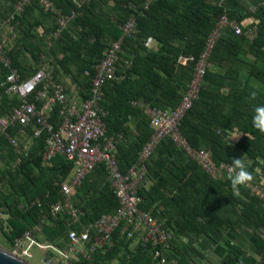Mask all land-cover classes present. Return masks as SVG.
<instances>
[{
  "label": "trees",
  "instance_id": "trees-1",
  "mask_svg": "<svg viewBox=\"0 0 264 264\" xmlns=\"http://www.w3.org/2000/svg\"><path fill=\"white\" fill-rule=\"evenodd\" d=\"M54 1L65 11L74 6L72 0ZM110 1L113 2L112 6ZM143 1L93 0L80 8L76 18L67 24L74 23V26L79 29L80 38L72 39L66 25L61 29L62 40L60 41V37L53 42L54 45L67 50L66 54L61 56L60 62L72 64L80 60L81 66L87 65L80 76L82 80L77 81L83 88L81 97L86 98L89 85L85 71L93 69L94 63L100 59L104 50L121 34L116 22H112L111 25L116 34L109 42H105V31L96 23L95 8L99 6L107 12L112 10L116 20L121 23L130 15H134L137 19L139 31L136 38L125 40L123 45L124 48L134 51L131 65L127 68L119 65L118 72L124 74L123 78L109 80L103 87L102 104L107 110V134L122 135L116 142V154L123 170L128 169L136 161L140 149L154 130H151L147 137L141 135L137 139L130 138L125 122L130 115L139 113L141 117V114L145 112L142 106L133 104L132 101L142 100L165 108L175 106L181 99L180 89L187 88L193 72V62L183 63L181 56L199 54L217 17L225 10L223 5L219 4V0L216 2L173 0L172 5H166L167 0H155L147 9L143 8ZM128 2H134L136 9L129 8ZM11 5L8 0H0V24L2 25L0 41H3L4 52L10 57L12 66L18 68L23 79H27L40 69L29 75L25 74L22 64L29 60L26 58V51L30 50L33 53L34 50L39 49L38 40L47 38V33L54 30L58 23L56 14L52 11H44L48 16L46 18L39 11V4L36 1L29 3L20 13H17L14 7L16 16H12L14 17L12 22L17 25L20 33L15 42H7V38H4L6 21L2 18L11 11ZM225 11L229 17L240 21L244 29L256 24L257 33L253 39H250L245 33L237 34L230 28L222 32L212 50L210 57L212 66L207 70L199 97L183 116L179 128L192 146L209 149L215 162L232 163L233 158H241L254 175L252 182L264 185V134L256 130L251 122L253 106L264 104V5L254 12L245 11L238 16ZM168 13L172 16L170 17ZM40 25L44 27L41 33L37 30ZM189 27H194L193 37L191 36L182 46L172 44L173 41L180 40ZM148 36H152L154 42L158 41L159 46L143 45L141 41ZM140 45L145 50L142 55L139 54ZM53 50L57 51V48ZM32 56L34 62H38L42 60V57L46 58L49 55L34 53ZM48 71L56 80L62 82L67 90L62 76H58L53 70ZM7 73L8 69L0 63V96L4 95L7 102L6 105L0 104V116L11 112L19 104V97L6 91ZM251 91L257 92L255 100L249 98ZM41 103L39 101L40 105ZM51 116L56 123L60 121L58 103L53 105ZM141 122L146 123L145 119ZM9 131L19 136L21 142L22 136L31 137L32 144L37 148L36 163L50 165L42 176L35 175L24 160L26 155H21L20 167L14 175V190L0 197V207H6L10 215L8 218L10 231L6 238L10 242L11 249L16 237L26 229H33L35 225L41 223L43 211L47 212V219L42 223L41 229L49 221V215L62 216L65 219V239L55 243L64 246L67 242L69 218L66 214L52 215L49 213L47 204L57 199V182L68 179L72 173L73 163L61 154L44 160L42 154L45 149V136L33 138L30 125H17ZM233 131L241 134L234 145L229 141V135ZM3 140L9 143L4 135H0V142ZM9 145L18 159V153L10 143ZM98 168L105 171L103 167ZM105 174L107 175L106 171ZM90 175L91 173L82 180L73 197L78 196L81 190L83 191ZM148 176L154 178L156 183L149 193L144 191L145 182L140 187L139 192L143 198L140 208L151 210L156 217L159 215L167 217L166 228L172 232L167 258L171 255L176 258L178 264H191L193 261L191 240L195 235L205 233L216 239L218 237L216 231L223 225L229 228L240 225L250 227L264 225V206L260 203L262 201L250 192L248 186L240 188L239 196L233 195L226 174L224 178L209 176L169 137L164 138L149 157L146 179ZM11 196L15 197L12 200L13 204L10 203ZM35 198H40L42 204L31 206L26 210L18 207L20 202ZM158 199L164 203V208L153 206ZM228 201H231L234 207L240 204V210L235 211L231 208V212H225L224 207ZM76 205L85 212L82 217L84 222H90L103 213L112 212L118 205V199L107 176L100 192L91 198L87 205ZM199 216L205 219L204 223L199 221ZM59 223L62 224L61 221ZM36 231L33 230L34 236L38 239ZM180 236L188 237L189 244L186 242L188 245L181 247L184 244L176 242ZM119 237L121 234L118 228L113 232L112 240H117ZM139 244L147 250L146 258H149L153 264L157 263L151 243L139 240ZM257 246L264 249L262 233L257 240ZM230 253L234 255L231 257L227 254L223 259L224 264H236L243 254L239 246ZM73 264H99V261L93 257L91 261L80 259Z\"/></svg>",
  "mask_w": 264,
  "mask_h": 264
},
{
  "label": "built area",
  "instance_id": "built-area-1",
  "mask_svg": "<svg viewBox=\"0 0 264 264\" xmlns=\"http://www.w3.org/2000/svg\"><path fill=\"white\" fill-rule=\"evenodd\" d=\"M33 1L56 14L57 30L60 31L76 18L80 8L93 0H72L74 6L68 11L57 5L54 0H17L15 11L22 12ZM154 1L144 0L143 8L147 9ZM224 1L226 0H219V4L223 5ZM128 7L136 9L133 3H128ZM249 10L255 11L253 7ZM1 28L0 24V31ZM226 28L234 30L237 34L245 33L250 39L257 33L256 24L244 29L240 21L229 17L225 10L222 11L207 34L199 54L181 56L183 63L193 62V72L179 102L173 107L165 108L142 100L132 101L133 104L142 106L148 116L157 120V124L140 149L136 161L126 170L121 168L116 154V142L122 135L107 134V110L102 101L104 84L109 80H120L124 76L118 72V66L127 68L132 63L134 51L124 48L123 45L125 40H134L137 36L139 28L135 16L130 15L121 23L120 36L104 50L100 59L94 63L93 69L85 71L89 85L86 98L70 94L64 84L45 69H40L31 77L23 79L18 68L12 66L10 57L4 52L3 41H0V63L8 69L6 91L19 97V104L12 111L0 116V135H4L18 153L19 162L21 155L26 153V146L22 144L20 137L9 129L17 125H30L33 138L45 136V149L42 154L44 160L61 154L73 163L69 178L57 182V199L47 204L52 215L66 214L69 218L66 244L60 246L41 243L34 236L33 230H40L42 223L47 219V212L43 211L41 223L33 229H26L14 239L11 250L15 254L25 259L31 257L30 248L37 245L42 249H50L55 254V259L50 257L54 261L53 264H73L80 259L91 261L98 250L112 241L113 232L119 228L121 236L137 237L142 242L151 243L157 264H168L167 251L170 249L172 232L163 226L151 210L140 208L143 198L139 190L146 179L149 157L166 137L171 138L189 158L196 161L213 178L226 174L227 166L231 165L226 161L215 162L209 149L192 146L179 128L183 116L199 97L207 70L212 65V50ZM153 41L154 38L148 36L143 43L150 46ZM39 101L42 102L41 105ZM56 103L59 105L61 118L57 123L51 116V110ZM98 167L105 169L118 205L112 212L103 213L90 222H84L82 217L85 212L74 203L73 195L82 180ZM248 187L250 192L264 203V185L251 182ZM41 204V199L35 198L20 202L18 207L26 210ZM261 233L264 235V228H261Z\"/></svg>",
  "mask_w": 264,
  "mask_h": 264
},
{
  "label": "rangeland",
  "instance_id": "rangeland-1",
  "mask_svg": "<svg viewBox=\"0 0 264 264\" xmlns=\"http://www.w3.org/2000/svg\"><path fill=\"white\" fill-rule=\"evenodd\" d=\"M8 1L9 5L10 3L12 4V7L6 17L2 18L6 21L4 25V33L7 38V42H15L20 33V30L17 29V25L12 22V19L16 16L13 10L17 1ZM39 11L42 12L46 18L48 17L45 13L48 11L40 5ZM13 15L14 17H12ZM57 26L58 25L56 24V28L47 33V38H40L38 40L39 49L34 50L33 53L30 50L26 51V58L29 60L28 62H24L22 64V70L26 75L34 73L38 69L53 70L58 76H67L76 82L78 80L81 81L82 78L80 76L87 67L86 64L81 66L82 63L80 60H76V62H72V64H66L59 61L61 56L66 54L67 50L53 44L56 38L61 37L60 41L62 40V30L58 31ZM38 28L39 27H37V30ZM38 31L39 33L43 32L40 30ZM53 48H57V51H54ZM34 53L46 54L49 55L50 58L49 56L48 58L42 57L41 61L34 62L32 56ZM52 55L58 57L52 59ZM1 103L5 105L7 104L4 95L0 96V104ZM22 142L23 145L26 146L25 162H27V164L32 168L35 175L42 176L46 170L49 169L50 165L46 163H36L35 155L37 154V148L34 147V144H32V139H30L27 135H24L22 136ZM19 167L20 163L12 153L9 143L6 140L0 142V197L3 194L13 192V183L15 180L14 175ZM219 178H224V174L220 175ZM14 198L15 197L13 196L10 197L11 204H13L12 200ZM231 201H228L225 205V212H231V208L232 210L234 209L236 211L237 209L239 211L241 205L238 204V207H234V204H232ZM260 203L264 206L263 202ZM9 216L10 215L8 214L6 207H0V226H2L0 228V242L7 243V249L11 250L10 242L6 238L10 231L8 223ZM162 217L165 218L163 219L164 222H167V218L165 216ZM198 218L200 222H205L203 217L199 216ZM158 220L163 223L159 217ZM59 221H61L62 224L59 223ZM64 222L65 219L62 216L51 217V215H49V221L47 224L42 229L36 231L39 242L55 244L56 242L64 240L66 231ZM261 228H264V225L260 227L240 225L230 228L223 225L220 226L218 231H216L218 235L216 239L205 233L195 235L191 240V253L194 257L191 264H224V257L227 254H230L229 256L232 257L234 253L230 252L231 250L235 251L236 246H239L243 252L236 264H264V249H260L257 246V240L261 237ZM252 237H255L256 239H253ZM180 240V244H184L181 247L189 244H187V241H184L183 239ZM30 251L32 256L27 257L26 259L33 264H40L45 255L51 257L52 259L56 258L55 254L50 249H42L37 245L31 246ZM146 255L148 256V252L143 246H141V244H139V239L137 237L126 238L121 236L117 240L113 239L108 245L103 246L94 258L98 259L99 264H153L150 262L149 258H146ZM174 259L176 260V258L171 257V255L168 256V264H177L178 262Z\"/></svg>",
  "mask_w": 264,
  "mask_h": 264
},
{
  "label": "crops",
  "instance_id": "crops-1",
  "mask_svg": "<svg viewBox=\"0 0 264 264\" xmlns=\"http://www.w3.org/2000/svg\"><path fill=\"white\" fill-rule=\"evenodd\" d=\"M208 1L209 2H216L217 0H208ZM166 2H167L166 5H172L173 4V0H167ZM128 3L135 4L134 2H128ZM112 4H113V2L110 1V6H112ZM262 5H264V0H226V1H224L223 7L225 10L230 11L232 14L238 16V15L243 14L245 11L252 12L249 10L250 7H253L256 10L257 8H259ZM104 10L98 6V8H95L94 14H95V16H97L96 23L98 25H100L102 27V29L105 31L104 41L109 42L110 39L113 38V35L116 34L111 23L116 22V26L118 27V29H120L121 22H118L116 20L115 13L112 10H108V12L104 11ZM168 15L170 17L172 16L170 13H168ZM38 27H39L38 30L44 31V27L42 25H40ZM67 29H68L70 35L72 36V39H79L80 38L79 29L76 26H74V23L67 25ZM193 30H194V27L193 28L189 27L187 29V32L183 35V37H181L180 40L173 41L172 44L182 46L188 39H190L191 36L193 37V35H192ZM4 38L6 39V37H4ZM143 41H141V43L143 45H145L143 43ZM159 44L160 43L158 41L152 42V45L155 47H158ZM144 53H145V50L140 45L139 54L142 55ZM248 56L251 57L252 55L248 54ZM51 57L53 59L57 56L52 55ZM47 58H48V56H47ZM49 58H50V56H49ZM62 79L65 82V84L67 86V91L70 94L81 96V91L83 90V88L79 82L73 81L67 76H62ZM184 92H185L184 88L180 89V91H179L180 96H182ZM142 119H145L146 123L141 122ZM156 124H157V120L155 118L148 116L144 112V114H141V117L139 116V113L130 115L128 120L125 122V127H126V130L128 131V133L130 135V138L131 139H137L141 135H145V137H147L149 132L155 128ZM240 135H241L240 132L233 131L229 135L230 143L232 145H234L238 141V139L240 138V137L239 138H231L232 136H240ZM29 138L32 139L31 137H29ZM106 176L107 175L105 174V171H103V169H101V168H98L95 171H93L91 173V175L89 176V178L87 179V182L85 183V187H83V191L81 190L79 192L78 196L75 195L73 197L74 203L75 204H81V205H87L89 200L100 192L101 188L103 187V185L106 181ZM155 183H156L155 179L148 176L147 179L145 180V183H144L145 193L151 192L153 187L155 186ZM153 206H158V208L162 209V208H164V203L161 201V199H158L156 202H154ZM162 216L163 215H159V218L163 222L162 223L163 226L166 227L167 222H164L163 219H165V218ZM252 238L256 239L255 237H252ZM180 239H183L184 241L190 242V239H188V237L180 236L179 238H177L178 244L181 242ZM177 253H178V251H177Z\"/></svg>",
  "mask_w": 264,
  "mask_h": 264
},
{
  "label": "clouds",
  "instance_id": "clouds-1",
  "mask_svg": "<svg viewBox=\"0 0 264 264\" xmlns=\"http://www.w3.org/2000/svg\"><path fill=\"white\" fill-rule=\"evenodd\" d=\"M256 91L249 93V98L255 100ZM252 125L260 133L264 134V104L254 105L252 108ZM240 136H232L231 138H239ZM226 179L230 182L233 195H240V188L247 187L254 180V175L248 170L246 164L241 158H233L230 166L226 168Z\"/></svg>",
  "mask_w": 264,
  "mask_h": 264
},
{
  "label": "water",
  "instance_id": "water-1",
  "mask_svg": "<svg viewBox=\"0 0 264 264\" xmlns=\"http://www.w3.org/2000/svg\"><path fill=\"white\" fill-rule=\"evenodd\" d=\"M54 261L45 255L40 264H53ZM0 264H33L25 258L7 249V243L0 242Z\"/></svg>",
  "mask_w": 264,
  "mask_h": 264
}]
</instances>
